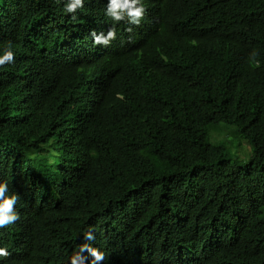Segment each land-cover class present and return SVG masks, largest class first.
I'll return each mask as SVG.
<instances>
[{
  "label": "trees",
  "instance_id": "trees-1",
  "mask_svg": "<svg viewBox=\"0 0 264 264\" xmlns=\"http://www.w3.org/2000/svg\"><path fill=\"white\" fill-rule=\"evenodd\" d=\"M65 1L0 0V264H264V0H142L131 33Z\"/></svg>",
  "mask_w": 264,
  "mask_h": 264
},
{
  "label": "clouds",
  "instance_id": "clouds-1",
  "mask_svg": "<svg viewBox=\"0 0 264 264\" xmlns=\"http://www.w3.org/2000/svg\"><path fill=\"white\" fill-rule=\"evenodd\" d=\"M57 2H59V0H57ZM84 4H87V0H66L65 6L61 4L58 7L59 9H54V14L58 19H69L70 16L80 12L78 10L84 8ZM146 11L147 9L144 7L142 0H107L105 15L114 22L126 21L129 25L126 30L131 33L133 31L131 26H139L145 17ZM73 18H75V16H73ZM90 36L94 44L108 46L112 40L116 39V30L115 27L109 28L106 33H97L95 30H92ZM257 55L258 53L253 51L251 59L254 60ZM14 60L15 56L9 44V46L4 49L3 54L0 55V66L13 63ZM8 193L9 188L7 182H0V228L14 224L20 219L15 209L19 197L15 193L11 195ZM85 236L88 240L95 238L92 230H89ZM79 247L85 250L86 254L90 253L91 259L88 257L86 259V257L78 251L70 258L71 264H108L110 252L104 244L99 245L97 243L95 246L81 245ZM9 255L10 253L6 248L0 247V257L7 258Z\"/></svg>",
  "mask_w": 264,
  "mask_h": 264
},
{
  "label": "rangeland",
  "instance_id": "rangeland-1",
  "mask_svg": "<svg viewBox=\"0 0 264 264\" xmlns=\"http://www.w3.org/2000/svg\"><path fill=\"white\" fill-rule=\"evenodd\" d=\"M236 140L235 142H230V152L231 155L233 157L235 156H239L241 158H243V156L246 155V148L244 149V147H247L246 142L244 141L245 139H234ZM251 146L249 147V150H251Z\"/></svg>",
  "mask_w": 264,
  "mask_h": 264
}]
</instances>
